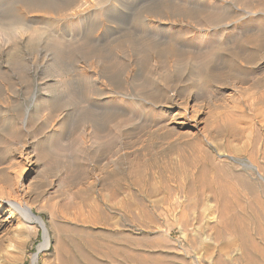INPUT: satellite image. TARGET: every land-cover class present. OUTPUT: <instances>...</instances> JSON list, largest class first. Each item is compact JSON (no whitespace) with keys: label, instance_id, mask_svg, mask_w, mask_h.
I'll return each instance as SVG.
<instances>
[{"label":"rangeland","instance_id":"1","mask_svg":"<svg viewBox=\"0 0 264 264\" xmlns=\"http://www.w3.org/2000/svg\"><path fill=\"white\" fill-rule=\"evenodd\" d=\"M61 1L0 0L29 30L0 27V264L44 241L9 201L45 222L38 264H264V0Z\"/></svg>","mask_w":264,"mask_h":264},{"label":"bare ground","instance_id":"2","mask_svg":"<svg viewBox=\"0 0 264 264\" xmlns=\"http://www.w3.org/2000/svg\"><path fill=\"white\" fill-rule=\"evenodd\" d=\"M33 1V0H32ZM42 1V0H41ZM54 1V0H53ZM64 1V0H63ZM67 1H69V0H67ZM71 1V0H70ZM70 1L69 2H66V0L64 1V2H62V3H64L65 4V2L66 3H70ZM92 1V0H91ZM108 1V0H107ZM110 1H112V0H110ZM109 1V2H110ZM120 1V0H119ZM179 1H181V2H183V3H187V0H179ZM189 1H191V0H189ZM200 1V2H199ZM220 0H196V6H197V2H198V4H199V6L200 7H198V8H200V9H202V10H212V11H217V10H220V8L222 7V4L220 5L219 3H221V2H219ZM26 2V1H25ZM25 2H23V3H21V4H25ZM52 2V1H51ZM72 2V1H71ZM73 2H74V0H73ZM77 2H79L80 3V5H78L79 7H76L74 4H73V6H75L76 7V9L78 8H80V7H84V5H85V7L88 5V3H90V0H78V1H76V3ZM95 2V1H94ZM164 2H166V1H164ZM33 3V2H32ZM31 2H29V4L31 5L32 4ZM103 3V2H102ZM113 3H114V0H113ZM195 3V2H194ZM16 4V3H15ZM34 4V3H33ZM71 4V3H70ZM97 4H99V3H97ZM96 4V5H97ZM160 4H162V3H160ZM179 4V3H178ZM10 6H11V4H9ZM28 5V4H27ZM29 5V6H30ZM66 5H68V4H66ZM65 5V6H66ZM100 5V4H99ZM173 5V4H172ZM181 5V4H180ZM231 5V4H230ZM14 6V5H13ZM24 6V5H23ZM22 6V7H23ZM28 6V7H29ZM32 6H36V5H32ZM43 6V5H42ZM47 6V5H46ZM69 6V5H68ZM72 5H71V7H73ZM91 6V5H90ZM90 6H88V7H90ZM109 6V5H108ZM113 6V5H112ZM153 6V5H152ZM176 6H177V4H176ZM183 6V5H182ZM194 6V5H193ZM192 6V7H193ZM202 6V7H201ZM224 6V5H223ZM232 6V5H231ZM16 7V6H15ZM25 7V6H24ZM27 7V8H28ZM67 7V6H66ZM84 7V8H85ZM94 7H96V6H94ZM158 7V6H157ZM163 7H165V6H163ZM186 7V6H185ZM7 8H9V10H10V7H8L7 6ZM17 8V10H18V7H16ZM37 8H38V6H37ZM68 8V7H67ZM74 8V7H73ZM73 8H72V10H73ZM83 8V9H84ZM92 8V7H91ZM233 8V7H232ZM13 9H15L14 7H13ZM24 9V8H23ZM33 9V8H32ZM39 9V8H38ZM41 9H42V7H41ZM50 9H51V7H50ZM54 9V8H53ZM59 9H61V8H59ZM64 8H62V10H63ZM75 9V10H76ZM82 9V8H81ZM87 9V8H86ZM90 9V8H89ZM155 9V8H154ZM224 9V8H223ZM222 9V10H223ZM237 9V8H236ZM3 10V9H2ZM5 10V9H4ZM28 10V9H27ZM34 10L36 11V7L34 8ZM44 10V9H43ZM58 10V9H57ZM61 10V11H62ZM67 10V9H66ZM68 10H69V8H68ZM91 10V9H90ZM179 10H181V9H179ZM8 11V10H7ZM40 11V10H39ZM60 11V10H59ZM78 11V10H77ZM80 11H82V10H80ZM89 11V10H88ZM32 12V11H31ZM37 12V11H36ZM67 12V11H66ZM69 12V11H68ZM73 12V11H72ZM86 12V11H85ZM112 12V11H111ZM158 12V11H157ZM160 12V11H159ZM246 12V11H245ZM3 13H4V11H3ZM6 13V12H5ZM4 13V14H5ZM19 13V12H18ZM21 13V12H20ZM20 13H19V15H20ZM57 13V12H56ZM82 13V12H81ZM47 14V13H46ZM82 14H84V13H82ZM21 15H22V13H21ZM20 15V16H21ZM63 15V14H62ZM66 15V14H65ZM78 15V14H77ZM165 15H166V13H165ZM249 15H257V14H249ZM5 16H6V14H5ZM22 16H24V15H22ZM43 16H45V15H43ZM49 16V15H48ZM84 16V15H83ZM3 17V16H2ZM17 17V16H16ZM15 17V18H16ZM53 17V16H52ZM79 17V16H78ZM88 17H90V16H88ZM146 17V16H145ZM69 18V17H68ZM72 18V17H71ZM76 18V17H75ZM82 18V17H81ZM3 19H5V18H3ZM18 19V18H17ZM24 19V18H23ZM25 19H26V17H25ZM54 19H56V18H52V20L54 21ZM140 19V18H139ZM152 19H153V16H152ZM152 19H148V17L147 18H145L144 19V21L143 22H141V24H143L144 23V26L146 25V26H150L151 27V23H153L154 21L152 20ZM66 20V19H65ZM155 20V19H154ZM52 21V22H53ZM70 21V20H69ZM78 21V20H77ZM141 21V20H140ZM73 22V21H72ZM71 22V23H72ZM138 22V21H137ZM157 22V21H156ZM159 22V21H158ZM54 23V22H53ZM52 23V24H53ZM94 23V22H93ZM140 24V23H139ZM139 24H137V25H139ZM154 24V23H153ZM163 23H161V25H162ZM70 25V24H69ZM73 25H75V24H73ZM72 25V26H73ZM155 25V24H154ZM143 26V25H142ZM163 26V25H162ZM171 26V25H170ZM0 27L1 28H4V29H8L11 33H12V35H15V37H20V36H23V35H25V34H27L28 33V35H29V30H28V28L27 27H25L24 25H22V23L20 24V23H18V22H16L15 20H14V18L13 19H7V20H4L2 23H0ZM71 27V26H70ZM138 27V26H137ZM155 27V26H154ZM211 27V26H210ZM219 27H221V26H219ZM139 28V27H138ZM138 28H135L136 30L138 29ZM143 28V27H142ZM146 28H148V27H146ZM146 28L144 27V30H146ZM159 28V27H158ZM165 28V27H164ZM167 28V27H166ZM165 28V29H166ZM151 29V28H150ZM164 29V30H165ZM172 29V28H171ZM207 29V28H206ZM209 29V28H208ZM135 30V31H136ZM140 30V29H139ZM143 30V29H142ZM156 30V28L153 30V31H155ZM141 31V30H140ZM156 32V31H155ZM181 32V31H180ZM206 32V31H205ZM1 33V32H0ZM141 33V32H140ZM185 33V32H184ZM10 34V33H9ZM38 33H33V35L35 36V35H37ZM44 35L46 34L45 32L43 33ZM48 34V33H47ZM129 34H131V33H129ZM146 34V33H145ZM149 34V33H148ZM185 34H187V33H185ZM54 35V34H53ZM144 35V34H143ZM175 35V34H174ZM178 35V34H177ZM201 35V34H200ZM220 35V34H219ZM10 36V35H9ZM44 37L43 35H41L40 34V38H42V37ZM49 36H51L50 34H49ZM58 36V35H57ZM135 37H136V34L134 35ZM138 36V35H137ZM183 36V35H182ZM198 36V35H197ZM39 37V36H38ZM123 37V36H122ZM155 37V36H154ZM194 37V36H193ZM200 39L197 41L198 43H199V41L201 40V45H202V47H204L205 49H209V55L211 54V57H212V59L210 60V62H200V64L199 65H202V66H206V70H208V71H211V72H213V71H216V70H220V69H222V68H220L218 65H217V63H218V59L219 58H221L222 56H223V53H221V52H219L218 50H215L214 49V47L211 45V43L212 42H208V41H206V40H204V39H206V37H207V35H202V36H198ZM11 38V37H10ZM22 39L20 40L21 42H24L23 41V37H21ZM39 38V39H40ZM53 38V40H52V44H53V46H55V47H58V46H61L62 45V40L60 41V40H54L55 38H57V37H53V36H51V38L50 39H52ZM137 38V37H136ZM183 38V37H182ZM0 39H1V37H0ZM63 40H64V38H62ZM87 39V38H86ZM138 39H139V37H138ZM148 39V38H147ZM193 39V38H192ZM191 39V40H192ZM196 39V38H195ZM198 39V38H197ZM228 39V38H227ZM247 39V38H246ZM5 40V39H4ZM10 40H12V38L11 39H9V40H7V42L8 43H10ZM38 40V39H37ZM41 40V39H40ZM45 40V39H44ZM117 40V39H116ZM119 40V39H118ZM128 40V39H127ZM126 40V41H127ZM154 40L156 41V40H158V39H156V38H154ZM183 40V39H182ZM220 39H218V41H219ZM223 39H221V41H222ZM229 40V39H228ZM248 40V39H247ZM46 41V40H45ZM49 41V40H48ZM51 41V40H50ZM66 41V40H65ZM88 41V40H87ZM91 41H92V39H91ZM94 41V40H93ZM96 41V40H95ZM125 40L124 39H122V41L121 42H124ZM129 41H130V38H129ZM134 41V40H133ZM172 41V43H173V40H171ZM170 40H169V42H171ZM176 41V40H175ZM13 41H11V43H12ZM33 42H35V41H33ZM41 42V41H40ZM67 42V41H66ZM84 42H86V40H84ZM131 42V41H130ZM135 42V41H134ZM134 42H133V44H134ZM151 42V41H150ZM153 42V41H152ZM159 42V41H158ZM165 42V41H164ZM180 42V41H179ZM183 41H181V43H182ZM194 42V41H193ZM14 43V42H13ZM47 43V42H46ZM70 43V42H69ZM68 43V44H69ZM87 43V42H86ZM88 43H90L89 41H88ZM87 43V44H88ZM97 43V42H96ZM167 43H168V41L166 42V45H167ZM175 43V42H174ZM184 43V42H183ZM190 43V42H189ZM37 44V43H36ZM49 44V43H48ZM102 44V43H101ZM179 45H180V43H178ZM222 44V43H221ZM228 44V43H227ZM45 45V44H44ZM95 45V44H94ZM97 45V44H96ZM122 45H124V44H122ZM157 45V44H156ZM165 45V44H164ZM168 45H172V46H170V47H173V44H170V43H168ZM189 45V44H188ZM187 45V46H188ZM192 45H193V43H192ZM197 45V44H196ZM225 45V44H224ZM223 44H222V49H223V46H224ZM232 45V44H231ZM248 45V44H247ZM18 46V45H17ZM22 46V45H21ZM98 46V45H97ZM113 46V45H112ZM117 46V45H116ZM121 46V45H120ZM182 46V45H181ZM191 46V45H190ZM195 46V45H194ZM193 46V47H194ZM211 46V47H210ZM12 47V46H11ZM51 47V46H50ZM114 47V46H113ZM185 47H186V45H185ZM218 47V46H217ZM221 47V46H220ZM12 48H14V47H12ZM64 48H66V47H64ZM116 48V47H115ZM183 48H184V46H183ZM192 48V47H191ZM190 48V49H191ZM211 48V49H210ZM9 49H10V47H9ZM52 49H54V48H52ZM135 49V48H134ZM141 49V48H140ZM177 49V48H176ZM185 49V51H186V49L187 48H184ZM189 49V51H190V53H192L191 52V50ZM198 49V48H197ZM64 49L62 48V51H63ZM138 50V49H137ZM188 50V49H187ZM200 50V49H199ZM250 51V50H249ZM252 51V50H251ZM60 52V53H59ZM58 53L59 54H61L62 55V53H61V51H59ZM63 53H65V52H63ZM250 53V52H249ZM58 54V55H59ZM193 54H196V53H193ZM64 56V55H63ZM233 57H230L231 59V62L233 61V60H235L236 59V56H238V53H235V56L234 55H232ZM59 57V56H58ZM61 57V56H60ZM59 57V60L61 59ZM198 58H199V56H198ZM229 60V61H230ZM191 61V60H190ZM58 62V61H57ZM62 62H65V61H62ZM192 65V67L193 68H196V64H191ZM64 66V65H63ZM65 67V66H64ZM62 69H63V67H62ZM197 71V70H196ZM193 73H194V71H192ZM191 72V73H192ZM83 73V72H82ZM84 75H86V73L84 74L83 73V76ZM90 75V74H89ZM191 75V74H190ZM195 75V74H194ZM66 77V76H65ZM84 78V77H83ZM89 78V77H88ZM202 78V75L199 77V78H197V79H201ZM66 79V78H65ZM86 79H87V77H86ZM194 79V78H193ZM90 80V79H89ZM198 80V81H199ZM61 81V85H63V87L65 86V81H64V79H62V80H60ZM200 81H202V79L200 80ZM206 81V80H205ZM182 83V82H181ZM201 83H203V82H201ZM164 85H166V84H164ZM189 85V84H188ZM192 87H194V88H196V89H198V90H200L201 89V85H197V84H195V85H193ZM63 89V88H62ZM168 92V91H167ZM190 92H193V90L192 91H190ZM195 92H196V90H195ZM198 96H201L200 94L198 95ZM150 97V96H149ZM122 99V98H121ZM126 99V98H125ZM127 99H128V101L129 102H136V103H138V106H140V105H143V104H141V103H144V104H146L145 105V107H147L148 109H150V113H151V110L153 111V110H155L156 108H157V106H156V104H154L153 102H151V101H148L146 98H143V97H141V96H139V97H127ZM152 99V98H151ZM109 100H111L110 98H109ZM119 100V99H118ZM153 100V99H152ZM112 101V100H111ZM159 102V101H158ZM103 103V102H102ZM106 104H107V102H106ZM161 105V104H160ZM131 106V105H130ZM136 106H134L133 108H135ZM140 108V107H139ZM141 109V108H140ZM157 111V110H156ZM164 111V110H163ZM148 112V111H147ZM159 112H162L161 110L159 111ZM149 113V112H148ZM148 113H146L147 115H148ZM152 114V113H151ZM149 115V116H152V115ZM161 115V114H160ZM155 116V115H154ZM165 117V116H164ZM172 119V118H171ZM165 120H167V119H165ZM170 120V119H169ZM171 122V121H170ZM161 123V122H160ZM234 158V157H233ZM250 164V163H249ZM248 165V164H247ZM246 165V166H247ZM251 165V164H250ZM249 167V169L251 170H254L255 168L251 165V166H248ZM251 170V171H252ZM256 171V170H255ZM256 173V172H255ZM261 177V176H260ZM263 179V178H262ZM9 204H11L12 206H13V208H15L16 209V211H18L19 213H20V215L26 220V223H30V224H32V223H37V224H39V226H41V227H44L45 228V222H44V220L42 219V218H40V217H38V216H36L33 212H32V210L28 207V206H26V205H22V204H20V203H12L11 201H9L8 202ZM226 220V219H225ZM45 230H46V228H45ZM227 232V231H226ZM225 232V233H226ZM43 242H42V244L40 245V247H39V250H38V253H41V252H43V251H46V250H48L49 249V247H50V235H49V232L46 230V234L44 235V238H43ZM234 242V241H233ZM226 243V242H225ZM227 244V243H226ZM230 244V243H229ZM38 260H39V254H38V257L36 256V255H33V257H32V264H38ZM221 262L220 261H218L216 264H220Z\"/></svg>","mask_w":264,"mask_h":264},{"label":"water","instance_id":"3","mask_svg":"<svg viewBox=\"0 0 264 264\" xmlns=\"http://www.w3.org/2000/svg\"><path fill=\"white\" fill-rule=\"evenodd\" d=\"M40 228L42 229V235H43V238H44V235L46 234V230H45V228L44 227H41L40 226ZM38 252L36 253V256L38 257Z\"/></svg>","mask_w":264,"mask_h":264}]
</instances>
